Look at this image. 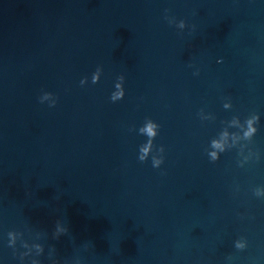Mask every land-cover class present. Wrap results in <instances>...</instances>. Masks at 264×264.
Segmentation results:
<instances>
[{"label":"water","instance_id":"obj_1","mask_svg":"<svg viewBox=\"0 0 264 264\" xmlns=\"http://www.w3.org/2000/svg\"><path fill=\"white\" fill-rule=\"evenodd\" d=\"M0 264H264V0H0Z\"/></svg>","mask_w":264,"mask_h":264},{"label":"clouds","instance_id":"obj_2","mask_svg":"<svg viewBox=\"0 0 264 264\" xmlns=\"http://www.w3.org/2000/svg\"><path fill=\"white\" fill-rule=\"evenodd\" d=\"M149 133L151 134V128H149Z\"/></svg>","mask_w":264,"mask_h":264}]
</instances>
